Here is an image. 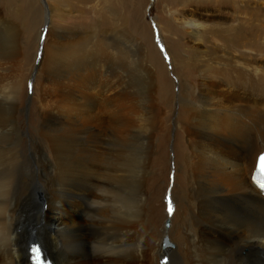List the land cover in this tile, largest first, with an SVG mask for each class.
I'll return each mask as SVG.
<instances>
[{
	"label": "bare ground",
	"instance_id": "bare-ground-1",
	"mask_svg": "<svg viewBox=\"0 0 264 264\" xmlns=\"http://www.w3.org/2000/svg\"><path fill=\"white\" fill-rule=\"evenodd\" d=\"M72 1L78 8H84L90 0ZM125 1L131 3V0ZM137 1L138 7L143 8L146 1ZM159 1L170 13L175 6L188 4L184 0ZM46 3L52 18L53 0ZM107 3L110 7L115 3L120 10L130 9L124 0H106ZM236 7L239 8L237 4ZM83 17L84 21L90 20L86 13ZM66 18L64 12L59 14L60 24L54 29L60 35L67 33L63 27ZM157 23L180 82L177 102L184 105V100L187 101L186 124L182 127L189 139L183 141L185 147L175 151V172L177 179L182 176L184 187L170 204L173 215L167 234L171 243L162 249L161 238L166 234L162 231L151 258L155 264L157 254L161 264H264V196L250 181L256 156L264 151V110L258 111L261 106L256 111L246 99L256 96L264 100V71L239 62L227 64L230 62L221 61L223 58L217 62L211 58L196 59L194 70L198 71V82L217 77L227 98L235 97V91L241 89L242 97L237 94V100L220 106L219 100L208 92L200 93L187 85L178 68L184 63L176 58L170 46L165 35L168 30ZM182 26L189 28L194 41L202 42L203 35L197 24L187 21ZM119 28L113 31L117 37L123 33L122 26ZM13 33L0 20L1 36L12 39ZM150 33L152 47L148 46L146 52L143 50L140 61L155 62L159 72L168 77L153 45L151 29ZM83 35L47 58H44V47L41 62L49 61V67L43 80H49L58 70L59 82L73 81L78 87L88 79L87 71L93 68L91 74L103 78L106 92L101 104L104 116L98 125H92L91 121L96 118L94 112L84 109L86 98L76 91L55 92L62 98L50 103V92L44 90L36 107L35 118L40 125L25 129L16 116L18 84L11 76L3 77L2 72H8L6 65H0V264H30L32 241L42 245L54 264H147L142 220L145 170L133 150L143 141L142 145L147 143L148 131L147 126L141 128L132 123L133 109H126L125 103L136 92L127 88L135 80H143V76L134 77L136 71L139 75L134 54L140 45L132 44L137 47L133 50L125 36L114 38L112 44L113 38L109 42V35L101 36L100 31L87 38ZM100 36L101 44L95 42ZM1 44L0 64H6L7 52ZM212 50L217 51V46ZM34 59L32 56L26 78L34 67ZM149 69L148 64L146 71L150 73ZM84 74L87 76L82 77ZM145 80L149 81L144 78V83ZM161 84L160 88L166 92L171 90V97L175 99L173 84ZM108 90L112 92L107 93ZM66 108H71L73 116L64 113ZM134 110L137 113V108ZM146 111L145 116L150 112L148 108ZM168 172L167 166V175Z\"/></svg>",
	"mask_w": 264,
	"mask_h": 264
},
{
	"label": "rangeland",
	"instance_id": "rangeland-1",
	"mask_svg": "<svg viewBox=\"0 0 264 264\" xmlns=\"http://www.w3.org/2000/svg\"><path fill=\"white\" fill-rule=\"evenodd\" d=\"M145 1L146 2L143 4L144 7L139 8L137 0H131L130 4L124 0V3L126 2L125 4L130 7V9L124 11V9L120 10L119 6L115 3H111L114 6L112 5V7H110L108 3L106 4V0L87 1V6H83L84 8H78L72 0H64L63 2L60 0H53V5L51 6L53 15L51 18L46 0H0V20L4 26L12 28L14 32L12 39L0 35V38H2L0 41L2 43L1 45L7 52L5 57L7 61L6 64L2 63L0 65H6L5 67L7 68L6 71L8 74L2 72L4 74L3 77H7V75L8 77L11 76L12 80L16 81L18 84L16 116L19 125H24L25 129L28 130L29 125H40V122L35 118L37 115L36 107H38L37 105L40 102L44 90L50 92V103H56L62 98L55 95V92L61 93L63 90L68 89L76 91L82 98H86V100H84V109L94 112L92 114L96 118H93L91 121L92 125H98L103 120L104 109L101 108V104L103 100L106 99L103 78L100 79L101 76L95 77L94 74H91L93 73V68H90L91 70L87 71L88 74L86 73L88 79L85 81L82 80L83 82L77 87L76 82L73 81L59 82L56 77L58 74L57 70L52 74L49 80L44 82L43 78L48 75L47 71L49 67V61L44 60V62H41L44 47V58H47V56L53 54L58 49H65L68 43L77 41L83 34H85L83 36L87 38L91 37L93 33H98V31H100L101 36L103 34H108L109 36L107 37L109 38V42L110 39L113 38L110 42L112 44L113 41L115 42L114 38L118 40L119 37L125 36L127 40H129L127 42L128 44H134L137 47L140 45L142 49L139 47L137 54H134L136 66L139 67L137 69L139 70V75H137L138 72L136 71L134 77L143 76V80L145 78L149 81L145 80L144 83L143 80H135L134 83H132L134 85H130L127 90L130 92L136 90V92L134 96L130 94L131 103L129 100H125V103L126 109H133L132 112H130L134 117V119L130 117L132 123L143 126L141 128L147 126L148 131H146L148 134H146L147 137H145V140L148 139L146 140L147 143L142 145L144 142L142 140L143 142L140 143L141 145L138 144L137 148L133 151L136 159H139H137L138 162L141 164L143 163L141 167L145 170L142 173L145 180H143V187L145 188V190L143 188V203L145 208L142 217L143 223L145 222L143 224V240L145 238L146 254H148L147 264H155L151 256L156 252L159 234L165 231L166 234L164 235L168 237L170 242V237L167 232L171 227L170 216L172 217L173 215L172 208L170 207L171 201L176 200V195L179 197V193L182 192L181 188L184 187L182 176H179L177 179L178 174L176 175L175 172V151L185 147L183 141L187 142L189 139L183 131L184 127H182L184 123L186 124L185 115L187 108L185 109V106H187V101L186 99L184 100L185 106L183 103L177 102L180 82L170 64V58L165 49V44L160 38V29L157 22L168 30V32H165V35L170 41V46L176 58H180L182 60L181 63H184L180 65L181 68H178L187 85L193 87L194 90H198L200 93H202V91L208 92L207 94L219 100L220 106H226L229 105L231 101L237 100V94L242 97V91L240 92L241 89L235 91V97L227 98L228 96L225 95L224 92L225 88L223 84L217 80V77H208L204 79L202 83L198 82V71L196 69L194 70L195 61L198 58L203 60L204 57L205 59L211 58L212 61L217 62L223 58L221 61L230 62L227 64L239 62L248 67L254 66L257 71H264V49H261L264 47V0H258L259 2L255 0H184L188 3L187 6H175L171 13L168 12V8L159 0H157V3L156 0ZM231 1L234 3H231ZM236 4L239 8L236 7ZM63 12L67 16L63 25L67 33L63 32L64 35H60L54 28L60 24L58 17L59 14ZM85 13L89 15L90 22L88 20L84 21L83 16ZM76 19H79V21ZM74 20H76V22H74ZM187 21H192L200 27L199 33L203 35L201 43L194 41L193 37L190 35L191 31L189 28L182 26ZM50 24L51 31L48 33ZM119 26H122L123 33L119 34V37H117L114 33L116 30H120ZM150 29L153 34V45L164 62L169 78L159 72V67L156 66L155 62H149L147 60V63L143 61L141 63L140 61V56H144L143 50L146 52L148 46L152 47ZM229 29L233 30L229 32ZM37 35L38 44L35 49ZM101 36L95 41L96 43H102L103 39ZM4 40L6 42H4ZM41 41L42 45L40 44ZM215 45L218 48L217 51L212 50ZM89 46L91 47V44ZM136 46L130 48L136 50ZM196 48H198V50H196ZM211 51L214 53L212 54ZM240 55L243 56L240 57ZM32 56L35 58L34 67L26 78L25 76L31 66ZM61 57L59 58L60 60ZM144 63H146V65ZM148 64L151 68L149 69L150 73L146 71ZM86 74L82 75V77H86ZM161 83L165 85H170V83L173 84L175 99L171 97V90L166 92V90L160 88ZM63 84L64 86H62ZM120 84L122 83L120 82ZM116 85H119V82H117ZM115 87L117 88V86ZM110 92L112 91L108 90L107 93ZM246 99L253 104L256 111L261 106L262 107L258 111L264 110V100L256 99V96H248ZM141 101L145 102L142 103ZM140 107H144V110ZM134 108H137V113L134 112ZM147 108L150 112L145 116L146 113H148L146 111ZM64 113H66V115L68 114V116H73V114H70L71 108H66ZM139 116L146 124L143 123V120ZM135 120L139 121L135 122ZM149 120L150 122H148ZM148 125L151 126L148 127ZM178 125H180V131L178 130ZM146 152L147 155L145 154ZM148 159L150 161H147ZM167 166L169 169L168 175L166 173ZM45 209L46 207H44V212ZM166 222H168L167 225ZM163 236L161 238V246ZM156 257L157 264H161V257H159L158 254Z\"/></svg>",
	"mask_w": 264,
	"mask_h": 264
},
{
	"label": "water",
	"instance_id": "water-1",
	"mask_svg": "<svg viewBox=\"0 0 264 264\" xmlns=\"http://www.w3.org/2000/svg\"><path fill=\"white\" fill-rule=\"evenodd\" d=\"M42 45V41L40 43ZM168 224V222H166V225ZM169 245V241H168V237L166 235L163 236V239H162V246L165 247Z\"/></svg>",
	"mask_w": 264,
	"mask_h": 264
},
{
	"label": "snow or ice",
	"instance_id": "snow-or-ice-1",
	"mask_svg": "<svg viewBox=\"0 0 264 264\" xmlns=\"http://www.w3.org/2000/svg\"><path fill=\"white\" fill-rule=\"evenodd\" d=\"M261 167L264 169V157H261ZM262 188H264V185H261Z\"/></svg>",
	"mask_w": 264,
	"mask_h": 264
}]
</instances>
